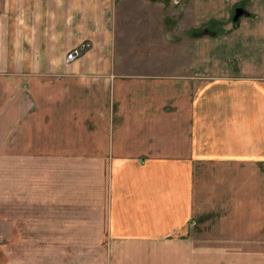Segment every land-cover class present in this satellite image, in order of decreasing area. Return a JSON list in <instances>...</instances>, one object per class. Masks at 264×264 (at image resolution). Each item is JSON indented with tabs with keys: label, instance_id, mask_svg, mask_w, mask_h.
Returning <instances> with one entry per match:
<instances>
[{
	"label": "crops",
	"instance_id": "1",
	"mask_svg": "<svg viewBox=\"0 0 264 264\" xmlns=\"http://www.w3.org/2000/svg\"><path fill=\"white\" fill-rule=\"evenodd\" d=\"M112 1L0 0V232L92 264H264V3L146 73Z\"/></svg>",
	"mask_w": 264,
	"mask_h": 264
},
{
	"label": "rangeland",
	"instance_id": "2",
	"mask_svg": "<svg viewBox=\"0 0 264 264\" xmlns=\"http://www.w3.org/2000/svg\"><path fill=\"white\" fill-rule=\"evenodd\" d=\"M195 1L113 0L107 12L112 11L116 18V57L121 62L122 69L146 73L170 72L172 68L169 70V64L179 52L180 59L189 60L192 37L188 34L200 36L205 31L220 34L227 23L237 26L241 19L255 17L257 14L253 9L256 0H236L228 4L215 0ZM258 1L264 3V0ZM260 5L264 7V4ZM240 6L245 9V13L234 21L235 8ZM202 21L204 23L200 27L188 31L194 23ZM36 228L33 236L28 232V236L23 237L27 240L0 232V264H92L93 258H83V252L79 261L72 256L70 259L56 258L57 249L52 244L38 240L44 227ZM41 238L43 240L42 236ZM86 245L85 252H91L92 244ZM66 249H70L67 244ZM61 250L60 248L59 251ZM105 254L107 256L106 247ZM105 261L103 259L104 264ZM96 262L99 263L97 260Z\"/></svg>",
	"mask_w": 264,
	"mask_h": 264
},
{
	"label": "water",
	"instance_id": "3",
	"mask_svg": "<svg viewBox=\"0 0 264 264\" xmlns=\"http://www.w3.org/2000/svg\"><path fill=\"white\" fill-rule=\"evenodd\" d=\"M151 1H158V0H151ZM245 13V9L243 7H236L235 14H234V21H237L243 14Z\"/></svg>",
	"mask_w": 264,
	"mask_h": 264
},
{
	"label": "built area",
	"instance_id": "4",
	"mask_svg": "<svg viewBox=\"0 0 264 264\" xmlns=\"http://www.w3.org/2000/svg\"><path fill=\"white\" fill-rule=\"evenodd\" d=\"M73 57H74V56H73V55H71L69 58H70V59H72Z\"/></svg>",
	"mask_w": 264,
	"mask_h": 264
}]
</instances>
